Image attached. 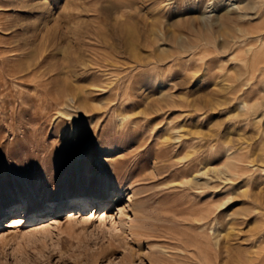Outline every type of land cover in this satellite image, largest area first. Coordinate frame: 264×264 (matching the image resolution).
<instances>
[{
	"label": "rangeland",
	"instance_id": "374dc122",
	"mask_svg": "<svg viewBox=\"0 0 264 264\" xmlns=\"http://www.w3.org/2000/svg\"><path fill=\"white\" fill-rule=\"evenodd\" d=\"M0 264H264V0H0Z\"/></svg>",
	"mask_w": 264,
	"mask_h": 264
},
{
	"label": "bare ground",
	"instance_id": "6f19581e",
	"mask_svg": "<svg viewBox=\"0 0 264 264\" xmlns=\"http://www.w3.org/2000/svg\"><path fill=\"white\" fill-rule=\"evenodd\" d=\"M98 194V193H97ZM94 195V196H85V198H86V200L85 201H90L91 199H92V197H97L98 195ZM120 195H121V193H120ZM75 199H76V202L77 203H75V200H74V202H72V205L74 204V209L76 210V211H78L79 209H80V205L82 204V203H84V201H83V199H84V197H78V196H76V197H74ZM73 198V199H74ZM93 200V199H92ZM98 200V199H97ZM94 201V200H93ZM67 207V201H59L58 203H57V208L55 209L57 212H61V211H63L65 208ZM21 213L20 215L22 216H26L27 214H28V207H27V205H26V203H22V205L20 206V207H16L15 209H14V212L12 211V213L14 214V213ZM77 213V212H76ZM12 214V215H13ZM38 214V213H37ZM17 215H19V214H17ZM101 215H103V216H105V218H106V212H102V214ZM38 216V215H37ZM40 218H41V216H39ZM38 217V218H39ZM108 217V216H107ZM9 219H10V227H15L18 223H20L21 222V218H20V216L18 217V216H10L9 217ZM34 220H35V218H33ZM2 227V226H1Z\"/></svg>",
	"mask_w": 264,
	"mask_h": 264
}]
</instances>
